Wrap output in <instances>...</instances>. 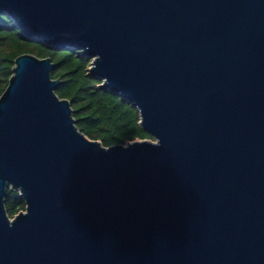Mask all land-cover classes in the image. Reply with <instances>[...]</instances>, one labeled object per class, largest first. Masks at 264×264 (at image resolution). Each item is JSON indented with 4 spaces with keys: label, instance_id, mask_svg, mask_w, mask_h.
<instances>
[{
    "label": "water",
    "instance_id": "95a60500",
    "mask_svg": "<svg viewBox=\"0 0 264 264\" xmlns=\"http://www.w3.org/2000/svg\"><path fill=\"white\" fill-rule=\"evenodd\" d=\"M90 58L153 140L77 128L50 58L0 95V264H264V0H0ZM24 209L10 218L7 190Z\"/></svg>",
    "mask_w": 264,
    "mask_h": 264
},
{
    "label": "trees",
    "instance_id": "16d2710c",
    "mask_svg": "<svg viewBox=\"0 0 264 264\" xmlns=\"http://www.w3.org/2000/svg\"><path fill=\"white\" fill-rule=\"evenodd\" d=\"M22 54L51 59V77L60 79L55 93L69 101L76 126L87 138L98 140L105 147L137 139L153 140L139 126L138 112L129 102L98 89L100 80L88 75L90 58L81 57L73 49L55 50L40 41L23 38L6 15H0V95L11 76L14 59ZM5 207L12 218L24 209V202L16 191L8 189Z\"/></svg>",
    "mask_w": 264,
    "mask_h": 264
},
{
    "label": "rangeland",
    "instance_id": "374dc122",
    "mask_svg": "<svg viewBox=\"0 0 264 264\" xmlns=\"http://www.w3.org/2000/svg\"><path fill=\"white\" fill-rule=\"evenodd\" d=\"M137 140H139V139H137ZM145 140H147V139H145ZM149 140V139H148ZM150 141H152V140H150Z\"/></svg>",
    "mask_w": 264,
    "mask_h": 264
}]
</instances>
